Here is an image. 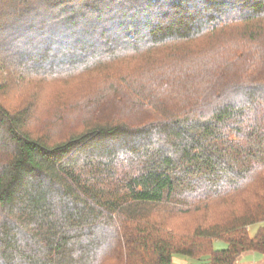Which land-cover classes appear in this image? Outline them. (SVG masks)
Segmentation results:
<instances>
[{"label":"trees","instance_id":"trees-1","mask_svg":"<svg viewBox=\"0 0 264 264\" xmlns=\"http://www.w3.org/2000/svg\"><path fill=\"white\" fill-rule=\"evenodd\" d=\"M262 222L264 0H0V264H235Z\"/></svg>","mask_w":264,"mask_h":264},{"label":"rangeland","instance_id":"rangeland-1","mask_svg":"<svg viewBox=\"0 0 264 264\" xmlns=\"http://www.w3.org/2000/svg\"><path fill=\"white\" fill-rule=\"evenodd\" d=\"M96 75L94 74H84L80 76L81 80H75L70 79L67 82H70L67 84V87H62V85L58 83H49V84H43L39 88L37 98L33 105L32 108H34L32 112L31 117H46L48 114H50V110L48 107L51 105L55 104H60L61 106H65L69 104V102L73 99L75 101H78L80 107L82 108V104L84 100L94 94V91L97 89H100L103 86V80L107 77L106 73H101L97 78H95ZM75 80V81H74ZM72 84V85H71ZM38 87L35 86L32 82H25L24 85H21V87L13 91L14 89L12 88V97L11 99H8L7 103L12 107L16 108L19 107L24 99H27V96L31 97L33 95L32 91L37 89ZM64 90L61 92L58 91V89H63ZM40 93V94H39ZM51 103L50 105H48ZM73 113L79 117V110L73 111ZM30 117V119H31ZM32 123V122H31ZM33 127H37L38 123H32ZM46 127V125L44 126ZM57 134L55 138H59L61 133V126L60 124L58 126L54 127ZM261 226H264V222L258 223L256 225L250 226L249 231L250 234L253 236L255 235L259 228ZM227 247V243L222 240H218L215 242V249H224ZM178 257H186L185 259H191L192 258L188 256H183V255H176L175 261L178 260Z\"/></svg>","mask_w":264,"mask_h":264},{"label":"crops","instance_id":"crops-1","mask_svg":"<svg viewBox=\"0 0 264 264\" xmlns=\"http://www.w3.org/2000/svg\"><path fill=\"white\" fill-rule=\"evenodd\" d=\"M175 257H173V264H201L199 261L185 259L186 257H178V260L175 261ZM235 264H264V254L255 251H246L238 257Z\"/></svg>","mask_w":264,"mask_h":264}]
</instances>
